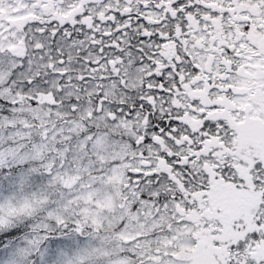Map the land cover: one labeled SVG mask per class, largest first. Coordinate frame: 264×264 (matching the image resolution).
Segmentation results:
<instances>
[{"label": "snow or ice", "instance_id": "snow-or-ice-1", "mask_svg": "<svg viewBox=\"0 0 264 264\" xmlns=\"http://www.w3.org/2000/svg\"><path fill=\"white\" fill-rule=\"evenodd\" d=\"M0 264H264V0H0Z\"/></svg>", "mask_w": 264, "mask_h": 264}]
</instances>
